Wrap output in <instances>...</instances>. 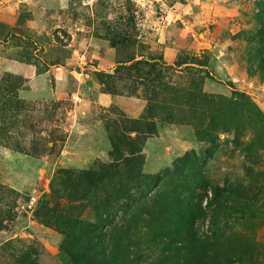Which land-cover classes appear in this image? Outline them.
Listing matches in <instances>:
<instances>
[{
    "label": "rangeland",
    "instance_id": "rangeland-1",
    "mask_svg": "<svg viewBox=\"0 0 264 264\" xmlns=\"http://www.w3.org/2000/svg\"><path fill=\"white\" fill-rule=\"evenodd\" d=\"M174 190L264 264V0H0V264L109 255Z\"/></svg>",
    "mask_w": 264,
    "mask_h": 264
},
{
    "label": "trees",
    "instance_id": "trees-1",
    "mask_svg": "<svg viewBox=\"0 0 264 264\" xmlns=\"http://www.w3.org/2000/svg\"><path fill=\"white\" fill-rule=\"evenodd\" d=\"M220 193L229 194L230 189L217 187L214 194ZM182 194L175 190L173 193L163 192L162 199L155 201L156 209L147 212L145 220L139 210L130 213L116 234L111 229L109 231L115 250L109 255L102 250L97 257L88 253L86 264H232V259L237 260V264H245L236 257L231 245H227L229 242L222 238L224 233L220 231L225 225L222 222L228 218L226 211H222L223 206L212 209L218 214L209 216L208 233L203 234L201 224L206 215L202 210L209 207L201 206L197 194L195 199ZM248 209L249 206L244 209L231 206L228 212L230 216L238 211L246 215ZM219 214L224 219L220 220ZM246 255L252 257L250 252ZM247 262L252 264V258Z\"/></svg>",
    "mask_w": 264,
    "mask_h": 264
}]
</instances>
